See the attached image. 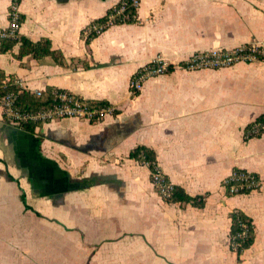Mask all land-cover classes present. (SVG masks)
Segmentation results:
<instances>
[{"label": "crops", "instance_id": "1", "mask_svg": "<svg viewBox=\"0 0 264 264\" xmlns=\"http://www.w3.org/2000/svg\"><path fill=\"white\" fill-rule=\"evenodd\" d=\"M120 1L19 0V32L49 38L64 63L18 59L16 45L0 51V67L27 90L106 100L115 113L55 118L33 132L7 122L0 103V264H264V133L246 138L264 114V61L186 68L199 51L264 45V0H141L137 22L87 42L84 30ZM13 4L0 0V29ZM158 60L172 68L133 92L134 74ZM141 145L204 206L165 200L148 165L130 157ZM236 169L262 187L227 194ZM236 209L256 226L240 259Z\"/></svg>", "mask_w": 264, "mask_h": 264}, {"label": "built area", "instance_id": "2", "mask_svg": "<svg viewBox=\"0 0 264 264\" xmlns=\"http://www.w3.org/2000/svg\"><path fill=\"white\" fill-rule=\"evenodd\" d=\"M140 1L141 0H133L136 8L139 6ZM12 8L14 9V12L12 13V19L9 26L11 35L15 34L20 29L17 4L14 3ZM120 13L121 10L117 12V14ZM116 15L112 14L106 24L92 22L90 26L84 30L85 36L88 37L91 34H102L110 26L115 25L114 20ZM259 53L264 55V45H242L232 49L199 51L194 53L187 61L186 68L191 70L221 69L231 67L240 62L251 63L264 61V58L259 57ZM165 72H168V65L159 60L141 68L132 77V91H140L148 77ZM16 82L22 86V83L18 79ZM57 95L59 102L53 107L35 112H20L19 110H16L12 95H7L2 101L4 118L7 122L20 127L21 122L27 119L41 120L45 122L55 118L78 117L89 121H100L107 114L115 113V109L112 105L92 108L78 99L70 102L71 95L66 90H62ZM263 133L264 117L260 119L257 118L246 130V138L260 136ZM145 164L148 165V163ZM151 179L156 190L163 198L171 196L174 185L168 180L167 176L162 172L159 166L157 170L151 174ZM223 186L228 194H246L260 189L262 187V180L260 176L254 172L239 169L234 170L223 180ZM243 227L247 228V225L243 224ZM246 232L247 230H244L242 234H246ZM231 242L233 248H237V243L234 241V238H231Z\"/></svg>", "mask_w": 264, "mask_h": 264}, {"label": "trees", "instance_id": "3", "mask_svg": "<svg viewBox=\"0 0 264 264\" xmlns=\"http://www.w3.org/2000/svg\"><path fill=\"white\" fill-rule=\"evenodd\" d=\"M14 3L18 5L19 0H14ZM119 10H121V13L117 14ZM13 12L14 9L11 8L10 20L12 19ZM112 14H117L114 20L115 25L124 23H135L138 21V12L137 8L133 3V0H121L117 5L109 9L105 16L97 19L95 22L99 24H106ZM24 20L25 16L18 13V21L20 22V25ZM96 36L97 35L95 34H91L90 36L86 37V41L90 42V40ZM16 45H19L18 53H15V56L18 59H23L25 56H31L35 59L40 60L46 56H51L57 63H64L63 53L53 48L52 41L49 38H41L35 41L30 39L26 35L20 33L19 30L15 34L11 35L10 27L6 29H0V51L3 53L13 51ZM259 57L264 58V55L259 53ZM171 68V65L168 66V71ZM16 80L17 79L15 76L6 74V72L0 67L1 105L3 104V98L7 95H12L14 107L20 112H35L39 110L48 109L59 102L57 94L61 92L62 89L48 87L44 91L34 92L25 89L24 87L19 85ZM70 95V102H73L74 100L78 99L82 102H85L92 108L110 105L106 100L84 99L83 97L72 93H70ZM263 117L264 114H262L258 118L260 119ZM42 124L43 121L41 120L27 119L21 122L20 127L28 131L34 132L38 127L42 126ZM130 157L135 158L142 163H148V167L151 170V174L154 173V171H156L158 168L157 154L155 150L145 145H141L134 148L130 153ZM198 198L199 200H197ZM198 198L190 196L184 188L174 185V189L172 191L171 196L166 197L164 199L168 202L178 203L193 201L194 204L200 207L204 206V198ZM230 217L232 220L230 237L234 238V241L237 243V248H233L232 245L231 248L237 253L238 258L240 259L244 250L250 248L254 244L256 238V226L253 222V219L240 209L233 210L230 213ZM243 224H246L247 228H244ZM244 230H247L246 234H242Z\"/></svg>", "mask_w": 264, "mask_h": 264}]
</instances>
